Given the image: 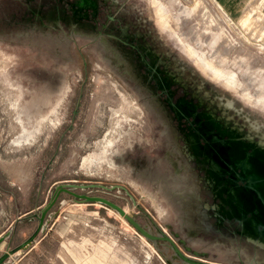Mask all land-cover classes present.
<instances>
[{
  "label": "rangeland",
  "instance_id": "rangeland-1",
  "mask_svg": "<svg viewBox=\"0 0 264 264\" xmlns=\"http://www.w3.org/2000/svg\"><path fill=\"white\" fill-rule=\"evenodd\" d=\"M107 4L161 75L216 116L228 146L234 128L240 139L264 137V0ZM51 5L0 0V243L11 221L43 206L55 185L94 184L107 188L74 191L113 201L172 242L145 237L104 204L62 193L51 212L60 217L63 240L76 242L77 256L108 242L121 244L118 258L128 264H190L174 248L208 264H264V248L218 223L204 173L187 161L182 134L134 59L111 37L63 23ZM89 159L101 166L85 167ZM221 187L226 195L235 191ZM36 223L32 216L27 226Z\"/></svg>",
  "mask_w": 264,
  "mask_h": 264
},
{
  "label": "flooded vegetation",
  "instance_id": "flooded-vegetation-1",
  "mask_svg": "<svg viewBox=\"0 0 264 264\" xmlns=\"http://www.w3.org/2000/svg\"><path fill=\"white\" fill-rule=\"evenodd\" d=\"M49 1L52 3V9L61 10L63 17L61 21L63 23L73 22L86 33L111 37L114 44L124 49L123 52L126 57H130L131 60L134 59L135 71L147 83L148 87L154 90L156 98L159 99L167 111V120L169 123L170 121L175 123L182 134L188 151L187 161L192 163L199 172L204 173V176L201 177L208 185L218 183L230 188L234 178L230 172L231 168L227 165L228 162L225 156L231 146H238L242 144V140L244 141V139L236 137L237 135L239 136L240 131L234 128V131L231 132L234 144L231 142V145L228 146L226 143L229 140V134H224L226 130H224V127L222 128L216 116L211 112L203 111L201 105L188 100L187 96L177 85L169 83L167 81L168 77L161 75L157 67L153 65L154 63L151 64L149 53L144 52L138 44L133 43L135 34L129 33L128 27H126L127 31L124 32L121 24L111 15L110 10H108V0ZM228 84H231V82H228ZM225 106L233 107L232 103L225 104ZM206 113H211L215 120L213 121ZM169 123L167 125L170 127ZM109 146L112 145L107 143L103 150L106 152ZM114 155L123 156V153L116 152ZM182 161L186 165L183 157ZM98 162V159H89L85 162V167L91 169L99 168L101 163ZM217 167L222 169V180L216 171ZM179 190L183 191L182 189ZM209 190L212 193V197L217 201L216 203H220L221 199L214 196L212 188H209ZM180 194L182 195V193ZM223 196L228 197L226 192L223 193ZM215 212L216 210L214 209ZM220 225L233 229L232 232L240 234L237 219L225 218Z\"/></svg>",
  "mask_w": 264,
  "mask_h": 264
},
{
  "label": "water",
  "instance_id": "water-1",
  "mask_svg": "<svg viewBox=\"0 0 264 264\" xmlns=\"http://www.w3.org/2000/svg\"><path fill=\"white\" fill-rule=\"evenodd\" d=\"M234 150L229 152L225 156L228 166L231 168L230 172L233 175V181L231 182V190H235L237 196H240V202L247 207L244 213L245 218H253L255 221V230L259 233H264V166L261 164L260 160L253 156L250 151L244 150L237 152ZM229 172V173H230ZM241 182V183H239ZM102 187L107 188L103 185L94 184H67L60 183L55 185L53 193L51 194L49 200L40 208L38 213H33V218L37 219V225L32 233L20 244L15 247L8 248L0 255V264H3L5 260L15 252L29 247L37 235L43 230L47 218L52 215L51 209L55 206L58 201L60 194L67 193L73 196L75 199L87 202V203H100L105 206L115 210L120 216L124 217L129 223H131L142 235L152 240H167L172 242V240L164 235H153L141 227L130 215H128L122 207L114 203L113 201L106 199L102 196L88 195L85 193H77L75 189H85L88 187ZM239 227L241 228L240 219ZM178 255L184 261L190 264H208L195 259H190L189 257L183 255L177 248H174ZM261 264V263H259Z\"/></svg>",
  "mask_w": 264,
  "mask_h": 264
},
{
  "label": "crops",
  "instance_id": "crops-1",
  "mask_svg": "<svg viewBox=\"0 0 264 264\" xmlns=\"http://www.w3.org/2000/svg\"><path fill=\"white\" fill-rule=\"evenodd\" d=\"M61 201V198H59L56 207ZM41 205L27 208L11 221L4 236V239H7L0 243V255L8 248L20 244L32 233L37 223L31 227L27 225L32 221V214L39 210L42 207ZM54 215H56V212L53 210L52 215L47 218L43 230L29 247L10 255L3 264H128L123 263L118 258L117 252H123L120 247L121 244L118 243H115V249L112 244L107 242L104 245H96L95 251L89 255L83 250V254L77 256L76 242L69 241L68 238L63 240L60 234L63 225L57 223L60 217L56 216L54 218ZM84 240L93 248L94 242L91 237H84ZM102 248L103 255L99 254Z\"/></svg>",
  "mask_w": 264,
  "mask_h": 264
},
{
  "label": "bare ground",
  "instance_id": "bare-ground-1",
  "mask_svg": "<svg viewBox=\"0 0 264 264\" xmlns=\"http://www.w3.org/2000/svg\"><path fill=\"white\" fill-rule=\"evenodd\" d=\"M257 4V3H256ZM251 23V22H250ZM234 144V142H232ZM252 146L255 149L254 155L257 157L261 164L264 166V137L259 141L254 138L247 136L244 141L242 140V144L238 146L234 145L228 150L229 152L237 150V152H241V154L248 148ZM236 152V153H237ZM210 188H212L215 197H219L221 199L220 203H216L214 205V209L216 210L215 215L218 219V223L220 224L225 218L232 219H240V234L246 237L248 240L252 241L257 245L258 248H264V233H259L255 230V221L251 218H245L244 213L246 212V208L240 202V197H238L235 191H229L228 197L223 196L225 189L221 187L218 183L209 184ZM126 212V211H125ZM128 215L129 213L126 212ZM124 219V218H123Z\"/></svg>",
  "mask_w": 264,
  "mask_h": 264
}]
</instances>
